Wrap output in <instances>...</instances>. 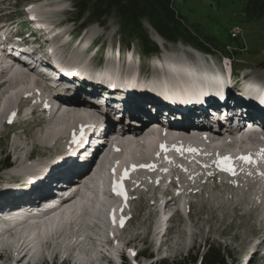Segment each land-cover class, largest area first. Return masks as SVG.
Here are the masks:
<instances>
[{
    "label": "rangeland",
    "instance_id": "374dc122",
    "mask_svg": "<svg viewBox=\"0 0 264 264\" xmlns=\"http://www.w3.org/2000/svg\"><path fill=\"white\" fill-rule=\"evenodd\" d=\"M173 5L191 32L206 38L203 39L206 45H211L213 48L216 47L214 43L231 47L238 44L245 46L244 50L241 47H237L236 51L233 48L229 49L232 50L229 52L230 58L236 62L240 71L235 79L230 74L226 80L223 79V82L230 83L231 87L239 82L242 93L252 99L260 109L261 105L264 107V66L261 65L264 61V0H173ZM72 8V0H6L0 2V26L12 27L14 31L16 28L23 30L27 11H31L33 16L42 22L41 25L36 24L37 26H43L46 29L51 27L50 33L55 34L49 35L48 32L45 34L46 38L50 39L49 43L53 44L51 54H53V48L60 43L57 40L58 37L65 44L60 53L63 61L73 59V55L76 56L77 53L80 59L87 60L86 66L83 64L80 67L78 63L75 64L78 68V74L75 77L84 78L85 80L81 79L84 83H87L86 80L89 79L93 85L100 88L104 86L99 81L100 77L107 79L114 76L117 78L112 71L119 70V76L127 78V80H122L128 82L130 78L136 80V87L133 84L136 95H141L140 98L149 102L158 101L161 98L172 100V97L180 92L175 91L177 88L163 80L170 78L167 63L181 62L199 76L205 71H208L211 76L210 72H212L214 77L217 76L215 81H218V76L223 74L219 69L222 63L215 62L203 54H192L184 42L169 43L161 38L157 39L156 32L148 23L144 25L151 40L160 50L159 54L151 56L139 54L137 41L128 46L126 42H122L114 17L108 18L104 22L105 25L92 24L87 32H80L77 28L78 24L69 21L70 17H73ZM36 25L33 24V27ZM235 26L240 27L243 32L238 42L229 37L230 30ZM119 41L122 43L120 56ZM93 46L98 48L103 46L105 50L101 49L96 53L91 49ZM160 47L166 50L163 51ZM216 56L220 58V51ZM139 60L145 66L148 65L144 73L138 66ZM223 69L224 67L222 71L225 74L227 70L230 71L228 66ZM121 82L120 78L117 83ZM155 85L157 87H152ZM182 92L185 93V89L180 94ZM29 102L30 100L26 102V99H23L18 105V110L20 111L21 106L28 107ZM28 117H32L33 120L25 118L28 121H24L23 117H19V122L15 127L6 124L0 130V200L9 198L0 201V206H7L10 201L20 203L21 200L16 199L15 196L31 191L32 184H37V181L42 180L48 173L65 165L72 152L70 149H73L67 146L70 144L66 142L68 138H61L55 148L33 149L30 145L25 153L15 155L11 150L12 140L31 143L36 136L42 134L46 126V121L42 122L39 113L31 115V110H29ZM14 132L15 134L12 135ZM89 133L87 131L83 136L80 132L77 134L80 136L79 139L82 137L85 139ZM161 136L163 147L161 145L159 148L161 150L157 152L159 160L156 163L146 159L148 157L145 156V150L140 144H131V147L128 144V148L120 147L123 150H119L120 152L116 154L121 160L126 155L129 156L138 151L130 157L138 164L136 173L138 171L137 177L139 178L130 182L129 178L126 179L125 175L121 174L131 194L130 201H123L122 209L116 212V215L113 214V225L116 229L112 231L106 227L110 224L109 216L104 213L106 209L103 211L102 219L96 218L95 214L94 218L91 216L92 213L88 212L87 222L83 221L82 225L77 226L81 227L78 228L77 235L82 233L86 239L78 240L73 229L66 242L59 243L55 240L58 235L50 234V239L53 238L55 241H52L56 246L55 249L61 252L60 255H66L62 258L54 257L53 248L43 247L45 248L42 252L44 257H41L38 264H77L81 262L82 264H114L115 261L116 264H150L162 260L196 258L206 253L209 246L220 247L227 253L230 252L233 257L227 259L229 264H260L251 261L253 257L256 259V253L259 250L256 252L255 249L264 239V175H261L264 173V158L262 153L258 158L255 153H251L253 154L251 156L238 151L239 155L235 157L240 159L232 160L235 157L230 156L231 162H234L236 166L240 164L243 169L238 172L235 168L234 172H229L220 164L221 160L229 156L222 155L223 159L219 158V162H215L218 159H215L216 156L210 150L211 146L208 142L183 141ZM116 143L121 142L115 141L111 146H115ZM71 144L76 145L73 141ZM134 146L138 149L134 150L132 148ZM189 149H195V151ZM127 150H129L128 153L131 151L129 155ZM245 156L250 159H241ZM195 160L201 162L197 163ZM171 161H174L172 165H170ZM111 177L114 176L111 174ZM36 178L38 179L35 182H29ZM169 194L177 197V200L181 202L180 212L184 217L181 221L178 213L172 217L176 208L172 213L169 212L170 215L158 217V212L164 208V203L168 200L166 196ZM110 199L105 197L107 202H110ZM93 203L89 202V206L96 205ZM115 218L120 221H116ZM121 221H123V226H121ZM101 228L106 230L103 232ZM100 234L103 236L101 239L109 243L102 244L104 240L100 241ZM91 236L99 240H91ZM260 250L263 252L264 242ZM137 254L139 256L143 254L145 257L141 256L134 260ZM107 256L112 257L110 260L113 259L114 262L107 261ZM88 257H91L93 261L91 258L87 260ZM10 262L11 260L6 263L0 261V264H10Z\"/></svg>",
    "mask_w": 264,
    "mask_h": 264
},
{
    "label": "bare ground",
    "instance_id": "6f19581e",
    "mask_svg": "<svg viewBox=\"0 0 264 264\" xmlns=\"http://www.w3.org/2000/svg\"><path fill=\"white\" fill-rule=\"evenodd\" d=\"M40 31H42V30H40ZM42 33L46 39L45 40L46 46H49L50 48H52L53 44L49 43L50 39L46 38V36H45L46 32H42ZM57 40L60 41V43H58L55 46V48H53V58H54L55 62L54 63L52 62V63L55 64L60 75H68V73L74 72L75 73L74 76H76L78 74V68L76 67L75 64L78 63V66L81 67V66H83V64L84 65L86 64L87 60H83V58L80 59L79 53H77L76 56L73 55L74 61H73V59L63 61L61 59L62 54H60V53L62 52L61 51V50H63L62 47L65 46V44L61 38L57 37ZM60 45H62V46H60ZM167 66L169 69L168 71L170 73V78H164L163 80H165L168 84H171L174 88H177V89H175V91L177 90V91L181 92L185 89V93L182 92V94H180V92L179 93L175 92L178 95H186V96L191 97V98H199L203 95V93L213 90L216 87V85H219V84L222 85L224 83V82H220V80L215 81V79L217 77H214V75H213L214 73L212 74V72H210L211 76L209 75L208 71H205L203 73V75L201 72L200 76L197 74H194V72H193L194 70H192L191 68H188L186 65H184L181 62L167 63ZM207 69H208V67H207ZM112 72H113L112 74H114L116 77L118 76L119 80H120V78H121V80L122 79L127 80L126 77L119 76V70L118 71H112ZM175 77H176V79H175ZM208 77H210V78L213 77V78L210 80ZM130 79H132V78H130ZM204 80H206V81H204ZM131 82L134 84V86H135V84H137L136 80L132 79ZM152 87H157V85L152 86ZM182 88H184V89H182ZM38 91H42L41 87L38 86V84L34 80L20 79V80H15V82H13L10 78H7V75L4 73V71L0 70V125L5 124L7 122L13 123L14 122V116L16 114L19 115V113H20V111L18 110V105H20L21 101L23 99H26V102H28L30 99H32L34 93L38 92ZM140 96L141 95H137V97H140ZM66 99L70 102H74L73 104H68L71 106L75 105L76 102H84V98L81 96V94L76 93L74 91L69 92ZM44 101H46V100H44ZM250 101L253 102L252 100H250ZM206 102H208V101L206 100ZM31 103H32V100H30V102L27 106L29 107ZM96 104L101 105V103H99V102H97ZM79 107H86V106L82 105ZM89 107H91V106H89ZM138 108H142V107L139 106ZM135 115L136 114H134V116ZM162 115H163V113H162ZM156 119L164 121V118L162 116H157ZM175 120H176V122L171 123V125H173V126L183 125V124H180L177 122V120H178L177 118H175ZM122 122H126V121H122ZM89 123H91V121L83 115H77V116L71 115L68 117L55 116L51 120L46 122V126L42 130V134L39 136H36L31 143L18 142L12 146L11 150H13L12 152H14L15 155L19 156L23 152L25 153L28 146H30V145L32 146L33 149L48 148V147L49 148H55L59 144L58 141L61 138H65V139L68 138V139H66V142L71 143L72 142L71 138L75 137V135L77 133L80 132L81 135L83 136L87 133V131L90 132V130L87 128ZM154 124H157V122H154ZM207 125L211 129L216 128L215 125H209L207 123H202V122H199V123L191 122V123H189L187 125H183V126H185V127H188V126L201 127V126H203L204 127ZM125 127L127 128L128 126H125ZM131 128H133V127H131ZM160 136L152 135L142 142L135 143V144H140V146H142L143 150H145V152H144L145 156L148 157L146 159L149 160L150 162H153V163H156V161L159 160V157H157V154L159 153L158 151L161 150V149H159L160 146L163 144V143H161L163 140H161L159 138ZM80 141H81V138H80V140H78V143ZM166 143H168V142H166ZM254 143H255L254 141H249L248 144H246V150H243V151L245 153H248L247 155H249V154L251 155V153L254 154V153L259 151L256 149V145H254ZM90 144H91L90 151H92L91 155L94 156L95 150H97V148L101 144V140L99 142H96V143L91 142ZM127 146H125V147H127ZM129 146L131 147V144ZM78 147H79V145H78ZM84 147H85V145H84ZM188 147H189V145H188ZM115 148H114V145L110 146L109 148H103L105 150L103 152V154L101 153L100 156H97V155L95 156L94 160L92 162H90V163L95 164V160L97 159L98 162L96 164L95 169L92 170V166L90 164L89 165L90 168L88 167L89 170L87 171V173H89L90 170H92V172L90 173V176L93 175V179L87 180L88 182L86 181L85 186L83 187V190L81 191V194H78L77 197L74 198L73 201H71V204L68 205L67 207H65L64 209L58 210V211L54 212L52 215H50L49 217L41 219V220H36V221H32V222L26 221L25 223H19V222L17 223L16 221H14L11 223L10 229H7V230H5L6 228H5L4 224L1 223L0 224V230L3 234L0 235V261H3L4 263H6V262L11 260L16 264H38L39 261L41 260V257H44V253H42V252L45 248L46 249L53 248L54 257H58V256H60L61 252L59 253L55 249L56 246L52 242V241H54V239L52 237H51L52 239H50V234L54 236V234L56 233L58 236H56L57 238L55 240H57L59 243L60 242H66L69 234L71 232H73L72 229L75 232L74 233L75 236H79L77 234L79 233L78 228L80 226L79 227H77V226H78V224L80 225L83 221H86V216L89 214L88 212L92 213L91 216L94 217L96 215V218L102 219L103 211L105 209H107L105 207H109L110 211L114 215H116L117 214L116 212L121 210L123 205L121 202H119L118 198L116 199V202L113 201L114 203L111 201L107 202V200H105V197L108 198L107 197L108 195L106 194V192L103 191V189L106 190V182L108 179V175H107L105 169L108 166H112L115 170L114 175L117 178L120 176L121 172H127L129 174V179L132 180L133 182L138 178L137 177L138 171L136 173V163L133 161L134 159L132 160V157H130V156H132L133 153L131 155H129V153L131 151L128 153L129 150H127V153L129 156L126 155L122 159L120 158L121 160H119L118 157L116 156L117 150ZM132 148H134V150L138 149V148L136 149L135 146ZM106 149H108V150H106ZM173 149H174V147H173ZM130 150H132L134 152L133 149H130ZM210 150L212 151V153H214V156H216L215 159H218V160H216L217 162H219V158H221L222 155L229 156V157L230 156L235 157L236 155H239V153L236 151V149L234 150V152L229 153L231 155H226L227 153L224 152L223 147L219 144L212 145L210 147ZM2 151L5 152V150H2ZM243 151H241V153H244ZM136 152L138 153V151H136ZM137 153L134 152V154H137ZM124 154H126V153H124ZM82 155H83V151H81V152L79 151L77 159H74V160L81 162L83 167H86L89 162L85 163L86 158H83ZM108 155H109V157H108ZM164 155H165V153H164ZM167 155L168 154L166 153V156ZM244 155H246V154H244ZM104 156H105V158H104ZM225 156H223V157H225ZM257 156L259 158L258 154H257ZM106 157H108V158H106ZM168 157H170V156H168ZM102 158H104V159H102ZM109 158H111V159H109ZM167 159L170 160L171 158H167ZM221 159H223V158H221ZM89 160H90V158H89ZM171 162H173V161H171ZM74 166H76V164H74L73 167H71V169L72 168L76 169V167H74ZM192 167H194V166H192ZM74 175H75V172H73L71 174V177H74ZM123 180H125V179H123ZM14 201H16V200H14ZM47 201H49V200H47ZM89 202H94L96 205L89 206ZM13 210L14 211L18 210V208L13 209ZM115 219H116V221H118L117 220L118 218H115ZM119 219H121V218H119ZM87 224H89V223H87ZM106 227L108 229H111L112 231H114V229H116V226L113 224L110 226H106ZM105 228H101L103 230V232L107 229V228L106 229ZM100 236H102V235H100ZM90 239L93 240L94 237L91 236ZM94 240H99V239H94ZM103 240L104 239H101L100 241L103 242ZM29 242H30V245H29ZM104 243L106 244L109 242L104 240V242L102 244H104ZM43 247H45V248H43ZM10 254H13V255H10ZM88 256H89V254H88ZM91 257H93V256L91 255ZM249 257L251 258V256H249ZM263 257H264V255L262 256V258ZM90 258L88 257L87 260H89ZM92 261H93V259H92ZM110 261L114 262L113 259ZM248 261H249V259H248ZM253 261H255V260L252 259L251 262H253ZM77 264H82V262L77 263Z\"/></svg>",
    "mask_w": 264,
    "mask_h": 264
},
{
    "label": "trees",
    "instance_id": "16d2710c",
    "mask_svg": "<svg viewBox=\"0 0 264 264\" xmlns=\"http://www.w3.org/2000/svg\"><path fill=\"white\" fill-rule=\"evenodd\" d=\"M79 20L101 21L113 15L118 20L123 42L138 37L144 55L158 51L150 41L143 22L146 21L165 39L173 42L184 40L197 43L198 39L188 30L183 18L173 5V0H74ZM198 44L201 42L198 41ZM202 45V44H201ZM152 46V47H151ZM220 247L209 246L200 264H229L232 258ZM196 258L162 260L151 264H196Z\"/></svg>",
    "mask_w": 264,
    "mask_h": 264
},
{
    "label": "snow or ice",
    "instance_id": "6c2138e0",
    "mask_svg": "<svg viewBox=\"0 0 264 264\" xmlns=\"http://www.w3.org/2000/svg\"><path fill=\"white\" fill-rule=\"evenodd\" d=\"M162 147H163V145H162ZM189 150L195 151V149H189ZM241 159L249 160L250 157L245 156V157H241ZM220 164L225 170H227L229 172H234V169L231 165V158L230 157H225L223 160L220 161ZM125 175H127V172H125ZM261 175H264V173H261ZM116 191L118 194H123V189L119 183H117V185H116ZM121 226H123V221H121Z\"/></svg>",
    "mask_w": 264,
    "mask_h": 264
}]
</instances>
